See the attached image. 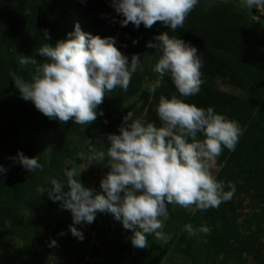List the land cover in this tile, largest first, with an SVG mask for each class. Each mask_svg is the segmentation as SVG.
I'll use <instances>...</instances> for the list:
<instances>
[{
    "label": "rangeland",
    "instance_id": "obj_1",
    "mask_svg": "<svg viewBox=\"0 0 264 264\" xmlns=\"http://www.w3.org/2000/svg\"><path fill=\"white\" fill-rule=\"evenodd\" d=\"M97 1L101 12L89 22L73 11L74 4L62 7L60 18L55 0H0V19L7 25L6 32L0 27V166L6 169L0 173V264H264V7L251 12L240 0H200L176 31L162 22L150 29L128 24L133 34L146 36L128 52L121 50L129 62L140 56L129 83L135 94L106 93L95 121L78 125L69 120L61 126L21 98L12 74L31 81L33 73H25L27 66L19 64L22 56L48 62L38 53L47 43L43 27L50 31L51 46L66 40L77 23L83 32L124 41L115 36L123 17L115 12L113 0ZM162 32L196 47L201 55L200 91L180 98L237 121L243 134L235 150L224 148L210 167L217 180L235 183L232 199L206 211L168 205L163 231L171 240L164 243L152 234L147 247L136 248L133 233L111 214L97 213L93 223L73 225L71 212L37 189L49 188L50 178L66 186L65 169L73 167L81 172L84 187L102 193L100 181L110 171L107 136L119 134L123 117L131 111L134 119L163 126L156 111L160 97L179 93L174 84L166 88L169 73L154 71L158 49L147 47ZM218 46L232 51L233 60L223 63ZM22 48L25 55L19 54ZM220 93L232 98L220 99ZM197 138L204 139L199 133ZM18 151L37 156L42 168L29 173L16 161ZM186 224L207 225L211 232L190 236ZM70 226L83 233L82 241Z\"/></svg>",
    "mask_w": 264,
    "mask_h": 264
},
{
    "label": "clouds",
    "instance_id": "obj_2",
    "mask_svg": "<svg viewBox=\"0 0 264 264\" xmlns=\"http://www.w3.org/2000/svg\"><path fill=\"white\" fill-rule=\"evenodd\" d=\"M200 0H113L115 12L123 17L122 27L130 22L138 29L141 24L151 28L162 22L176 31L183 28L188 14ZM243 7H264V0H240ZM66 40L55 46L45 43L38 53L48 62L37 63L22 56L19 64L37 65L31 81L12 74L15 87L25 101H30L42 114L61 122L73 120L78 125H89L97 119V108L106 93L119 87L127 90L140 56L131 62L115 46L114 37L101 38L83 32L79 24L68 33ZM45 37H48L45 30ZM147 47L160 53L154 71L169 73L179 97H160L157 114L163 126L134 119L129 111L123 117L119 134H108L106 156L110 171L100 181L102 193L86 188L78 179L81 172L71 167L66 170V186L50 178V187L37 190L60 207L69 210L73 225L91 224L97 213L111 214L123 228L130 230L131 243L145 248L147 237L167 243L171 234L163 231L169 218L168 205L206 211L230 201L236 192L233 182L219 181L210 171L211 163L227 148L234 151L243 134L239 123L212 107L202 108L186 103L180 97L195 96L203 83L202 60L196 47L180 38L162 32ZM137 43L133 40V44ZM103 115L101 111L99 113ZM202 134L204 139H198ZM16 161L29 173L41 169L37 156L29 158L17 153ZM94 159V157H89ZM6 169L0 166V173ZM67 187V191L63 189ZM227 189V190H226ZM69 231L79 240L83 233L70 226ZM190 236L210 234L207 225L184 226ZM55 244V241H52Z\"/></svg>",
    "mask_w": 264,
    "mask_h": 264
},
{
    "label": "trees",
    "instance_id": "obj_3",
    "mask_svg": "<svg viewBox=\"0 0 264 264\" xmlns=\"http://www.w3.org/2000/svg\"><path fill=\"white\" fill-rule=\"evenodd\" d=\"M66 4H74L71 8L73 9V11L77 14V15H82L86 20H89V22H92L93 20L91 19V17H96L98 14V12H101V9H99V5H98V1L97 2H94V0H55V5L54 7L56 8L58 6L59 10H58V15L59 17L61 18V14L64 12V10H61L62 7H65ZM122 17V16H121ZM91 19V20H90ZM222 19H223V22H228L229 21V17H227L226 15H223L222 16ZM62 20H61V24H62ZM97 22V21H96ZM57 20L55 19V24H57ZM99 23V22H98ZM129 25L131 27H134V25L130 22ZM3 26L2 29H4V31L6 32V28H7V25H4V22H3V19H0V27ZM128 27V26H127ZM119 27V29L117 28V30L115 31V36L118 38V39H122L124 41H120L119 42H116V47H119V46H122L120 47L118 50H124L125 52H128L130 49H133V46H135V44H133V40H138V38L141 36L142 39H146V36L143 35L142 33L140 32H136V34H133L132 33V29H130L129 27ZM42 32H43V36L45 38V42H47L49 44L50 40L49 38H46L45 37V30H47V33H48V37L50 36L49 33V29L46 28V27H43L42 29ZM134 30V29H133ZM136 31V30H134ZM27 33L23 34L22 35V39L24 37H26ZM127 35V36H126ZM11 38L12 39H15L16 38V34H10ZM24 40V39H23ZM216 50L218 51V54L221 56V60L222 62L224 63L225 61H232L233 60V53L232 51L230 52L227 48H224L222 46H218L216 48ZM19 54L21 55H25L26 54V51L24 48H22L20 51H19ZM159 55L160 53L158 52L157 55H156V60L158 61V58H159ZM33 66L32 64H29L27 65L26 67V70H23L25 73L27 74H30L31 72L33 73L34 72V69H33ZM167 79V78H166ZM169 81H171V84L170 85H167V87H170L173 85V81L171 78H168ZM165 83L163 82V85ZM115 93H124L125 96H130V95H133L135 94L136 92V87H132L130 84L128 85V88L127 90H122L121 88H115ZM157 94V93H156ZM219 97L220 99L222 98H232V96L230 95H227L226 93H220L219 94ZM59 125H63V122L55 119Z\"/></svg>",
    "mask_w": 264,
    "mask_h": 264
},
{
    "label": "water",
    "instance_id": "obj_4",
    "mask_svg": "<svg viewBox=\"0 0 264 264\" xmlns=\"http://www.w3.org/2000/svg\"><path fill=\"white\" fill-rule=\"evenodd\" d=\"M250 10H251V12H255V10H256L255 6L252 7Z\"/></svg>",
    "mask_w": 264,
    "mask_h": 264
}]
</instances>
